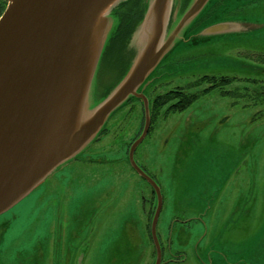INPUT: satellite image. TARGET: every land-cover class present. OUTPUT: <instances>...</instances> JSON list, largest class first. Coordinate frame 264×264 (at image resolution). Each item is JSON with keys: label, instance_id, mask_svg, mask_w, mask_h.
<instances>
[{"label": "rangeland", "instance_id": "374dc122", "mask_svg": "<svg viewBox=\"0 0 264 264\" xmlns=\"http://www.w3.org/2000/svg\"><path fill=\"white\" fill-rule=\"evenodd\" d=\"M233 3L206 0L190 21L171 28V46L138 87L147 116L141 98L126 99L73 157L0 213V264H63L64 256L74 264L79 240L86 255L79 264H124V239L128 264H151L144 198L147 211L156 209L154 264L165 234L180 236L176 244L200 251L210 264H264V62L258 59L264 0L235 13ZM116 24L107 14L103 42ZM217 25L219 31L206 34ZM155 28L150 9L131 44L147 48ZM224 76L231 81L223 83ZM201 90L179 110L183 94ZM99 94L95 72L86 101L75 108L74 128L101 101Z\"/></svg>", "mask_w": 264, "mask_h": 264}, {"label": "water", "instance_id": "95a60500", "mask_svg": "<svg viewBox=\"0 0 264 264\" xmlns=\"http://www.w3.org/2000/svg\"><path fill=\"white\" fill-rule=\"evenodd\" d=\"M119 1L7 0L0 15V213L54 166L73 157L126 99L141 98L149 114L146 96L138 87L171 46L173 34L166 39L174 27L165 31L168 16L163 23L169 0L147 2L134 36L152 9L156 28L148 47L138 50L130 40L136 55L125 75L79 127L72 126L106 42L105 18ZM205 1L192 0L175 25L190 21ZM219 30L217 25L206 34ZM146 131L147 121L130 145V159Z\"/></svg>", "mask_w": 264, "mask_h": 264}, {"label": "trees", "instance_id": "16d2710c", "mask_svg": "<svg viewBox=\"0 0 264 264\" xmlns=\"http://www.w3.org/2000/svg\"><path fill=\"white\" fill-rule=\"evenodd\" d=\"M5 4L6 0H0V15L6 6ZM146 6L147 3L144 0H121L111 9V13L117 18V24L103 46L96 70V80L100 83L99 95L101 99L107 96L122 79L136 55V50L130 45V40L144 17ZM222 80L225 84L231 81L228 76H224ZM203 93L205 90L187 95L188 97L183 94L186 98H183L179 110L187 107ZM251 99L256 102L257 94L253 93Z\"/></svg>", "mask_w": 264, "mask_h": 264}, {"label": "flooded vegetation", "instance_id": "af4514ba", "mask_svg": "<svg viewBox=\"0 0 264 264\" xmlns=\"http://www.w3.org/2000/svg\"><path fill=\"white\" fill-rule=\"evenodd\" d=\"M192 0H171L170 2V7H169V12H168V17H167V21H166V28L165 31H170L171 28H173V26H175V24L177 23L179 17L182 15V13L184 12V9H186V7L191 3ZM236 4V7H234L233 11L235 13V11L237 9H241V8H246V7H250V6H254L257 4V0H234V3ZM237 14V13H236ZM250 15V14H249ZM264 33V32H262ZM261 33V34H262ZM264 38V37H263ZM249 56H252V60L253 61H257V54L255 51L252 52H248ZM259 58V62H264V55L260 54V56H258ZM207 92V91H206ZM235 102V101H234ZM152 192L154 193L153 189H151ZM144 204H143V208H142V213H144L146 216L149 217V227H151V231L149 230V232L147 234H145V237L147 238V240L150 242V244H152L153 248L151 249V256L150 258H152V262L151 264L155 263V259H156V254H157V246L154 244V236L152 235V219H154L155 217V208L153 207V209L150 210H146V203L148 202L147 198L143 199ZM189 219V218H188ZM191 219V218H190ZM189 219V220H190ZM195 220V219H192ZM190 224V223H189ZM188 224V226H189ZM182 226V225H181ZM170 229V228H169ZM124 233L125 235H129V234H135V231H131L129 232L127 229H124ZM123 233V235H124ZM137 234V233H136ZM178 235H176L177 237ZM124 238V237H123ZM161 247H160V252H159V257H158V262L157 263H161V264H210L208 263L207 258L204 257V255L202 256L200 254V251L197 252V254L195 255V252H191L192 249H189L187 247H183L184 244H176L177 242H181L182 240H180V236L175 239L173 236H168V234L161 236ZM191 239V238H190ZM126 242V247L127 249H123L125 252V261L124 264H128V257L126 256V252L128 250V245H127V241L126 239H124ZM80 242V240H79ZM75 244L74 250V256H73V262L74 264H79L80 262L82 263L83 261H85L86 255H84V252L82 248V245L80 246V243ZM202 242H206V239H202ZM176 244V245H175ZM88 251V250H87ZM170 253V255L168 254ZM83 254V255H82ZM154 257V258H153ZM65 259L66 256H64L61 261H63V264H65ZM145 264V263H144Z\"/></svg>", "mask_w": 264, "mask_h": 264}, {"label": "bare ground", "instance_id": "6f19581e", "mask_svg": "<svg viewBox=\"0 0 264 264\" xmlns=\"http://www.w3.org/2000/svg\"><path fill=\"white\" fill-rule=\"evenodd\" d=\"M104 10H105V9H102V10L99 12V14L102 13ZM99 14H98V15H99Z\"/></svg>", "mask_w": 264, "mask_h": 264}, {"label": "crops", "instance_id": "0c3cea01", "mask_svg": "<svg viewBox=\"0 0 264 264\" xmlns=\"http://www.w3.org/2000/svg\"><path fill=\"white\" fill-rule=\"evenodd\" d=\"M234 199V198H233Z\"/></svg>", "mask_w": 264, "mask_h": 264}]
</instances>
